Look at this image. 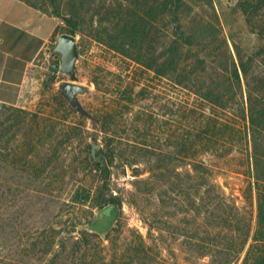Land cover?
I'll return each instance as SVG.
<instances>
[{"label": "rangeland", "instance_id": "1", "mask_svg": "<svg viewBox=\"0 0 264 264\" xmlns=\"http://www.w3.org/2000/svg\"><path fill=\"white\" fill-rule=\"evenodd\" d=\"M28 1L54 16L50 0ZM162 1L56 0L61 17H54L61 27L66 26L65 20L75 25L79 51L76 75L90 91L81 94L79 102L109 130L100 132L99 125L62 99L64 94L58 85L68 76L51 71L52 63L60 57L49 46L31 66L16 107L50 119L55 129H43V141L35 155L37 167L33 169L11 161L4 164L0 156V264H46L48 243H59L70 231L80 237L83 230L100 238H90L77 264L79 260L81 264H110L125 252L135 235L140 233L149 242L148 224L160 240H169L167 245L162 244L163 256L171 262L179 259L180 264H191L190 251L182 241L190 234V216L173 200L161 202L159 195L165 193L158 189L151 193L141 183L150 176L151 162L159 158L168 160L171 166L177 164L181 173L187 170L179 150L188 130L184 107L189 102V87H177L173 75L160 78L147 70L136 53L139 50L140 55H148L153 63L168 45L162 43L172 38L176 23L169 13L170 5L161 8ZM183 1L179 23L189 36L187 62L195 68L186 75L189 79L185 85L191 82L201 94L207 89L230 93L224 84L226 70L215 72L213 68L226 61L230 64L232 58L238 63L237 50L245 61L255 59L250 73L264 69V0H253L257 8L249 14L241 6L245 0ZM43 143L53 145L50 152ZM92 143L100 144L104 151L109 145L116 151L107 184L112 195L122 200L114 221L101 218L106 206L96 207L106 182L88 164ZM46 152L54 157L44 167L39 154ZM234 154L216 164L214 182L251 215L254 229L256 197L253 194L245 200L243 195L248 182L247 161L239 152ZM172 188L167 192L173 193ZM179 226L181 229L175 231ZM199 229L203 230L201 226Z\"/></svg>", "mask_w": 264, "mask_h": 264}, {"label": "trees", "instance_id": "2", "mask_svg": "<svg viewBox=\"0 0 264 264\" xmlns=\"http://www.w3.org/2000/svg\"><path fill=\"white\" fill-rule=\"evenodd\" d=\"M50 2L55 7L54 16L61 17L56 0ZM160 5L161 8L167 5L171 7L169 13L176 23L174 37L172 36L168 43H162L168 45L159 53L157 59L154 58L153 63L149 62L148 55H140L139 50H136V53L138 61L141 60L140 57L143 58L141 64L147 70L154 71L160 78L173 75L177 87H189L186 89L190 93V98L184 107L188 130L183 134L182 148L179 150L186 159L187 170L181 173L177 170L179 168L177 164L171 166L168 160L159 158L151 162L150 176L141 183L147 189H151V193L157 189L160 193H165L159 195L161 202L173 200L177 206L179 204L185 215L190 216L187 223L190 234L185 235L186 238L182 240L190 251L189 263L199 264L200 260H207L201 264H264V69L250 73L255 59L245 61L237 50L238 63L232 58L230 64L226 61L225 64L213 68L215 72L226 70L228 78L224 84L230 93L207 89L201 94L191 82L185 85L189 79L186 75L195 70L187 62V53L190 50L189 36L184 33L179 23V11L185 2L164 0ZM241 6L244 13L249 14L257 8V3L253 0H245ZM258 15L256 14V17ZM65 22L67 24L64 28L59 25L55 29L52 36L53 43H56L57 35L62 33L76 36L75 25L69 20ZM53 46L54 44L50 45V50ZM199 64L202 65L203 62ZM58 70L59 59L51 66L54 74H57ZM62 99L71 105L68 96L64 95ZM71 107L74 108L72 105ZM39 115L0 103L2 163L7 164L11 161L12 164L23 166L27 170L37 167L35 155H38L37 147H41L43 141V129L46 127L55 129L50 119H44ZM94 117L93 124L99 125L98 130L108 132V127L104 123L100 125L99 119ZM12 140L16 143L11 144ZM45 146L50 152L53 145L43 143L42 147ZM57 150L58 148L56 152ZM49 152L43 156L39 154L44 167L53 161L54 155ZM115 152V149H111L109 145L108 150L104 151L101 148L95 156L89 155L87 161L94 171L102 174L106 182L104 188L99 191L96 207L103 208L115 204L120 211L121 198L112 195L107 186L117 159ZM235 152H239L242 159L247 161L245 171L248 182L246 192L243 194L244 198L248 200L253 194L256 197L254 229L251 215L241 210L225 195L221 186L214 182L216 164L231 159L230 155H235ZM7 179L5 178L6 183ZM169 187H173V193L167 192ZM140 189L139 192L142 191V188ZM107 190L110 192L109 195ZM174 191L177 193L175 194ZM148 226L149 242L140 233L135 235L125 252L113 258V263L110 264H180L179 259L171 262L162 255L161 251L165 250L162 244L167 245L169 240H160L152 233L153 226L150 224ZM200 226L203 230L199 229ZM179 229L180 226L175 231ZM175 231L171 228L173 235ZM73 232H67L57 244L54 242L47 244L46 254L49 258L46 264H56L59 260L64 261L63 264L69 261L71 264H77L76 261L81 259L82 254L87 250L90 238H100L98 234L87 230H83L80 237H76ZM111 232L106 235L107 238ZM79 264H81L80 260Z\"/></svg>", "mask_w": 264, "mask_h": 264}, {"label": "crops", "instance_id": "3", "mask_svg": "<svg viewBox=\"0 0 264 264\" xmlns=\"http://www.w3.org/2000/svg\"><path fill=\"white\" fill-rule=\"evenodd\" d=\"M60 24L27 0H0L1 104H20L31 66L55 44L52 36Z\"/></svg>", "mask_w": 264, "mask_h": 264}, {"label": "water", "instance_id": "4", "mask_svg": "<svg viewBox=\"0 0 264 264\" xmlns=\"http://www.w3.org/2000/svg\"><path fill=\"white\" fill-rule=\"evenodd\" d=\"M52 53H57L59 59L58 72L62 75H67L68 80H64L59 83L58 88L64 95L69 97L70 104L76 108V110L86 116L88 119L95 121L88 112L82 107L79 102L81 94L89 93V88L79 82V77L76 75L77 60L79 58V51L76 37L67 33H62L57 37L56 43L51 48ZM101 145L98 143L91 144L92 155L95 153ZM118 214V208L115 204H110L102 209L100 216L102 219L115 220V216Z\"/></svg>", "mask_w": 264, "mask_h": 264}, {"label": "built area", "instance_id": "5", "mask_svg": "<svg viewBox=\"0 0 264 264\" xmlns=\"http://www.w3.org/2000/svg\"><path fill=\"white\" fill-rule=\"evenodd\" d=\"M233 3H235L237 0H231Z\"/></svg>", "mask_w": 264, "mask_h": 264}, {"label": "flooded vegetation", "instance_id": "6", "mask_svg": "<svg viewBox=\"0 0 264 264\" xmlns=\"http://www.w3.org/2000/svg\"><path fill=\"white\" fill-rule=\"evenodd\" d=\"M62 94H63V92H62Z\"/></svg>", "mask_w": 264, "mask_h": 264}]
</instances>
